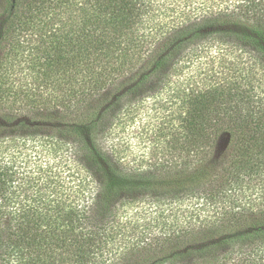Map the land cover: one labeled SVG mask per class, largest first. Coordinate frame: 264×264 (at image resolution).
I'll use <instances>...</instances> for the list:
<instances>
[{"label":"trees","instance_id":"1","mask_svg":"<svg viewBox=\"0 0 264 264\" xmlns=\"http://www.w3.org/2000/svg\"><path fill=\"white\" fill-rule=\"evenodd\" d=\"M160 7L0 0V264H264V0ZM164 88L128 164L109 123Z\"/></svg>","mask_w":264,"mask_h":264},{"label":"rangeland","instance_id":"2","mask_svg":"<svg viewBox=\"0 0 264 264\" xmlns=\"http://www.w3.org/2000/svg\"><path fill=\"white\" fill-rule=\"evenodd\" d=\"M187 2L188 0H160L162 7L160 8L167 19L174 20ZM166 91H168L167 88L145 92L113 115L107 128L106 140L114 155L123 156L129 161L128 164H134L136 162L133 161L134 158L150 151L151 140L161 121L162 112H164L161 110L159 101L161 97L168 95L169 92ZM25 151L13 153L14 170L23 171L25 167L30 170L33 167L32 163L27 164L25 155L31 153L33 156L35 153L31 150ZM149 156L150 154H147V157Z\"/></svg>","mask_w":264,"mask_h":264}]
</instances>
